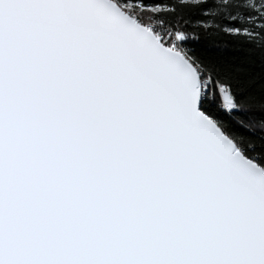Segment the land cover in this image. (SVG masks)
Instances as JSON below:
<instances>
[{"label": "snow or ice", "instance_id": "obj_1", "mask_svg": "<svg viewBox=\"0 0 264 264\" xmlns=\"http://www.w3.org/2000/svg\"><path fill=\"white\" fill-rule=\"evenodd\" d=\"M0 264H264V0H0Z\"/></svg>", "mask_w": 264, "mask_h": 264}]
</instances>
